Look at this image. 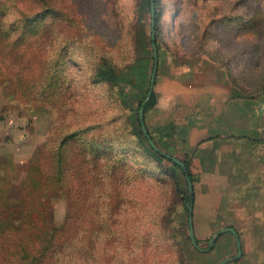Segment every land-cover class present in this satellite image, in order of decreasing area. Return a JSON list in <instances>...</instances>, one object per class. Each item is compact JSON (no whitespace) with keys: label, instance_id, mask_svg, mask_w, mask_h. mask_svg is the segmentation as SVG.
<instances>
[{"label":"rangeland","instance_id":"rangeland-1","mask_svg":"<svg viewBox=\"0 0 264 264\" xmlns=\"http://www.w3.org/2000/svg\"><path fill=\"white\" fill-rule=\"evenodd\" d=\"M154 12V92L179 78L227 88L234 126L246 125L250 140L236 130L221 205L199 246L233 226L242 255L227 264H264V0H154ZM150 30L149 0H0V254L11 245L6 221L22 216L38 226L69 218L87 251L74 264H218L236 253L229 232L208 253L193 247L185 178L141 136ZM155 137L170 153L172 141ZM191 174L194 198L200 174Z\"/></svg>","mask_w":264,"mask_h":264},{"label":"crops","instance_id":"crops-1","mask_svg":"<svg viewBox=\"0 0 264 264\" xmlns=\"http://www.w3.org/2000/svg\"><path fill=\"white\" fill-rule=\"evenodd\" d=\"M222 91L205 84L195 88L187 78L166 79L155 90L156 101L148 115L154 141L155 136L169 138L171 155L189 159L190 172L200 174L194 182L199 194L193 198V221L201 224L200 234L197 227L194 230L198 239L206 238L221 205L227 182L224 175L230 172L227 163L234 157L230 147L234 134L239 131L237 141H250L246 125L234 126L230 92L227 88Z\"/></svg>","mask_w":264,"mask_h":264},{"label":"trees","instance_id":"trees-1","mask_svg":"<svg viewBox=\"0 0 264 264\" xmlns=\"http://www.w3.org/2000/svg\"><path fill=\"white\" fill-rule=\"evenodd\" d=\"M149 5H150V2H149ZM155 28L156 27H155V17H154V30ZM157 55H158V52H157ZM100 74H103V72ZM155 100H156V97H155V92L153 90L151 97L145 103L144 113L153 106ZM141 103L142 102L139 103V106H138L139 108L141 106ZM137 122H138V125L140 126L141 136L144 139V141L148 144L149 150L151 151V153H153L155 156L159 158L166 159L170 161L171 163H173L171 160L165 158L160 153L156 152L150 147L148 140L141 129V125L139 123L138 117H137ZM144 123H145V119H144ZM147 135H149L150 138L152 139L148 130H147ZM95 154H96L95 155L96 157L101 155L100 152H95ZM181 160L186 165L187 170H188V175L192 182L193 177L189 169V163L184 159H181ZM173 164L179 168V170L181 171L182 175L185 178V175L182 169L175 163ZM83 174H84V171H83ZM79 180H80L79 187H83V190L80 191V194H83L85 190V186H84V180H83L82 175L80 176ZM110 181H111L110 182L111 183V194L109 198L111 199V204H114L115 201L119 197V193L117 192H119L118 186L120 182L116 184L117 179L115 178L113 179V176L112 178H110ZM185 182H186V179H185ZM186 186H187V183H186ZM57 187L58 188H55V190H58L61 187L65 188L67 187V185L62 183V184H59V186ZM183 199L185 201V211L187 214V203L191 201V198L187 194V191H185ZM192 203H193V200H192ZM27 214H28V211H27ZM12 220L10 222L6 221L7 226L4 228V229H8L9 230L8 232H10L7 235V239H10L11 245L8 244V248L4 250V253L0 254V256H3L2 261H6L9 264H18V263L19 264H74L76 260H79V261L84 260L85 251H86L83 249L84 237L79 236L78 238H74V235L72 234V230H71L72 222L69 220V218L66 217L64 221L61 223L56 224V223L48 222L42 226H38L37 224L35 225L33 221L26 219L24 216H22L19 219L18 223H14L12 222ZM22 230H25L26 235H24L23 237L16 236V232H20ZM187 230H188V224H187ZM110 238H111L110 242L111 241L114 242L115 238L113 236ZM195 238H196L197 244L199 245L200 240L196 236ZM208 252H202V253H208Z\"/></svg>","mask_w":264,"mask_h":264},{"label":"water","instance_id":"water-1","mask_svg":"<svg viewBox=\"0 0 264 264\" xmlns=\"http://www.w3.org/2000/svg\"><path fill=\"white\" fill-rule=\"evenodd\" d=\"M149 2H150L149 8H150V16H151L150 41H151V47H152V51H153V67H152V72H151V76H150L148 92H147V94H146L144 100L142 101L141 106L138 110V120H139V123L141 125V129H142L143 133L145 134V136L148 140L150 147L153 150H155L156 152L160 153L165 158L171 160L173 163L178 165L182 169V171L185 175V179H186V183H187L186 191H187V194L189 195V197L191 198V201L187 203V224H188L189 239H190L192 245L197 250H199L201 252H208L214 246L215 241L217 240V238L221 234L229 232L233 235L235 243H236V249H237L236 253L232 256L225 257L223 260H221L218 263V264H227L229 262L238 260L242 255L241 242H240V238H239V235H238L236 229L232 226L221 227L212 233L211 237L208 240V246L206 248H201L197 244V241H196V238L194 235V229H193V203H192L193 196H194L193 195V186H192V182L190 180V177L188 175L187 167L180 158L173 156L170 153H167V152L161 150L156 145V143L150 138V136L147 135V129H146L145 123H144V106H145V103L148 101V99L151 97V95L153 93V86H154L157 68H158V55H157V47H156V41H155V30H154V13H155L154 12V1L149 0Z\"/></svg>","mask_w":264,"mask_h":264}]
</instances>
